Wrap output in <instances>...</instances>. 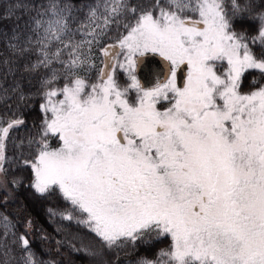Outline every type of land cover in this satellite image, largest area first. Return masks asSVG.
<instances>
[{"label":"snow or ice","instance_id":"snow-or-ice-1","mask_svg":"<svg viewBox=\"0 0 264 264\" xmlns=\"http://www.w3.org/2000/svg\"><path fill=\"white\" fill-rule=\"evenodd\" d=\"M250 7L240 0L231 12L223 0H153L143 7L102 0L89 10L88 25L76 29L84 39L65 43L73 6H41L30 34L11 44L18 54L34 51L33 67L51 77L41 105L47 118L27 143L30 186L39 194L58 190L105 247L145 233L170 238L156 261L143 264H264V86L240 91L246 70L264 72V54L250 48L264 42V12L251 40L233 27ZM113 26L123 29L115 43L99 45L109 63L94 81L78 75ZM148 52L169 62L166 81L152 88L134 71ZM180 65L188 67L182 87ZM117 68L130 78L125 86ZM58 75L65 82L54 88ZM161 101L170 106L161 110ZM22 123L0 125V171L10 130ZM19 239L23 264H38L28 240Z\"/></svg>","mask_w":264,"mask_h":264},{"label":"trees","instance_id":"trees-1","mask_svg":"<svg viewBox=\"0 0 264 264\" xmlns=\"http://www.w3.org/2000/svg\"><path fill=\"white\" fill-rule=\"evenodd\" d=\"M60 2L73 6L71 25L78 29L88 9L101 0ZM152 2L127 0L130 7H143ZM48 3L49 0H0V125L6 126L14 120L23 121L10 130L6 141L8 162L4 170L0 171V219L4 223L7 219L10 233L18 242L20 237L28 240V250L38 264H143L145 260L156 261L161 250L170 247V238L145 233L135 241L127 239L112 248L105 247L87 225L79 222L84 217L73 209L58 190L39 194L30 186L32 170L24 164V160L31 156L28 141L39 137L43 121L47 118L40 106L49 90V82H44L49 73L43 68L33 67L36 61L34 51L23 54L10 51L8 37L19 29L27 28L36 11ZM223 3L231 12L233 0H223ZM240 3L250 4L251 7L233 18V27L237 32L246 33L251 40L257 36L264 0H240ZM121 32L122 28L113 26L100 38V44L115 42ZM250 48L258 56L264 54V42L259 39L255 44L250 43ZM94 59L100 60L98 48ZM98 65L99 62L89 74L87 72L84 75L94 81L98 76ZM60 67L58 65L55 69L58 73L63 72ZM117 76L123 79L120 73ZM263 81L264 72L261 70H246L241 77L240 89L248 92ZM64 82L58 75L57 83L52 87L59 88ZM22 142L25 145L23 148L20 147ZM49 142L53 147L58 146L54 136L49 137ZM69 213L73 216L71 220L64 218ZM8 239L6 236L0 245V264H19L16 255L22 253L23 245L16 250L14 243L6 244Z\"/></svg>","mask_w":264,"mask_h":264},{"label":"rangeland","instance_id":"rangeland-1","mask_svg":"<svg viewBox=\"0 0 264 264\" xmlns=\"http://www.w3.org/2000/svg\"><path fill=\"white\" fill-rule=\"evenodd\" d=\"M101 4H102V0H101L100 3H98L97 5H93L91 8L96 7V6H98V5H101ZM91 8H90V9H91ZM90 9H88L87 14H86V16H85L83 22H80V24L78 23L79 25H88V23H89V10H90ZM71 22H72V19H71V21H70V27L73 29V32H72V34H71L69 37H66V38H65V43H67L69 40L79 41V40H81V39H84V37L81 35V33H80L79 31H76V27H77V26H72V25H71ZM29 34H30V24H29V25L27 24V28L25 27V28H23V29H19V30L16 31L14 34H12L11 36L8 37V49H9L10 51H12L13 53L18 52L17 50H14V49L11 47V44H13V43L16 42V41L14 40V37L19 36V37L21 38V41H22L23 38H24L25 36L29 35ZM99 45H100V40L97 42V44H96L95 46L92 47V50H91V56H92L93 59H91V60L89 61L90 66H89L88 68H85V69H81V70H80V75H81V76H82V75L84 76V74H86L87 72H88L87 74H89L90 70L96 65L97 62H99V65H98V71H99V69H101L102 60L100 59V60L97 61V59H94V56H95V54H96V48H98V50H99ZM55 47H60V45H54V46H53V50H55ZM93 51H94V52H93ZM64 59H65V60L67 59V55H66V54H65V56H64ZM121 59H122V57H121ZM58 65H59V64H55V66H54V64H53L52 67H53L54 69H56V68L58 67ZM217 67H218V69H219L220 71H223V70L225 69V67H226V63L218 64ZM60 68H61V67H60ZM251 70H253V69H251ZM256 70H258V69H256ZM98 71H97V75H98ZM110 71H112V70H110ZM187 71H188V68H187ZM119 73L122 75L123 79H121L120 76H117ZM114 74L116 75V77L118 78L119 83H120L122 86H125V85L129 82V80H130V78L128 77L127 73H126L123 69L117 68V69L115 70V73H114ZM186 78H187V77H186ZM50 79H51L50 74H48V75L46 76V78L44 79V82H45V83H48V82L50 81ZM124 82H125V83H124ZM262 86H264V81H263V82H262L257 88H255V89H258L259 87H262ZM255 89H251L250 91L255 90ZM240 91H241L242 93H247V92H244V91L241 90V89H240ZM248 92H249V91H248ZM129 96H130V98H135V96H136L135 90H132V91L129 93ZM45 103H46V100H45L42 104H45ZM161 103H163V101H161V102L158 104V107H159L161 110H163L164 108H167V107L170 106L169 103H168L167 101H164L163 104H161ZM40 107H41V106H40ZM41 109H42V108H41ZM5 232H7V237L9 238L6 244H13V243H14V244L16 245V250H18V249H19V246H22L21 242H18V240L15 239V238L12 236V234L10 233V229H9L8 225L5 224V223L2 221V219H0V245H2L3 242H4V238H5V237H4V233H5ZM25 256H27V253H26V252H23V251H22V253H19V254L16 255V258H17V261L19 262V264H23V262H22V258L25 257Z\"/></svg>","mask_w":264,"mask_h":264},{"label":"water","instance_id":"water-1","mask_svg":"<svg viewBox=\"0 0 264 264\" xmlns=\"http://www.w3.org/2000/svg\"><path fill=\"white\" fill-rule=\"evenodd\" d=\"M106 44H114L108 42ZM102 65L103 68L109 61L102 56ZM185 65H180L177 68V83L178 86H181L183 82ZM101 70V69H100ZM110 70V69H109ZM135 74L137 79L145 88L155 87L158 83L163 82L169 74V62L166 61L163 57L156 53H145V55L140 58V61L136 65Z\"/></svg>","mask_w":264,"mask_h":264},{"label":"flooded vegetation","instance_id":"flooded-vegetation-1","mask_svg":"<svg viewBox=\"0 0 264 264\" xmlns=\"http://www.w3.org/2000/svg\"><path fill=\"white\" fill-rule=\"evenodd\" d=\"M188 68V67H187ZM187 73H188V71H187V69H186V72H185V76H184V81H183V83L185 82V80L187 79L186 77H187ZM169 76V75H168ZM166 81V80H165ZM183 86V84H181V87Z\"/></svg>","mask_w":264,"mask_h":264}]
</instances>
